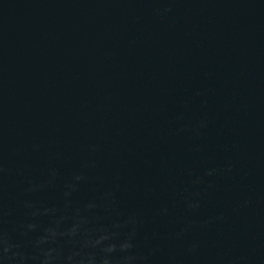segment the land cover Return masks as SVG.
<instances>
[{
    "label": "water",
    "instance_id": "obj_1",
    "mask_svg": "<svg viewBox=\"0 0 264 264\" xmlns=\"http://www.w3.org/2000/svg\"><path fill=\"white\" fill-rule=\"evenodd\" d=\"M0 264H264V0H0Z\"/></svg>",
    "mask_w": 264,
    "mask_h": 264
}]
</instances>
